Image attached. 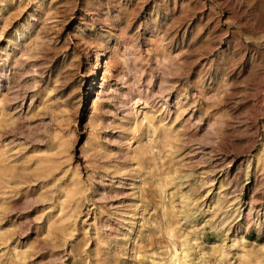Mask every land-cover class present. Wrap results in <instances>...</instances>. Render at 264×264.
<instances>
[{
    "label": "rangeland",
    "instance_id": "obj_1",
    "mask_svg": "<svg viewBox=\"0 0 264 264\" xmlns=\"http://www.w3.org/2000/svg\"><path fill=\"white\" fill-rule=\"evenodd\" d=\"M0 160V264H264V0H0Z\"/></svg>",
    "mask_w": 264,
    "mask_h": 264
},
{
    "label": "bare ground",
    "instance_id": "obj_2",
    "mask_svg": "<svg viewBox=\"0 0 264 264\" xmlns=\"http://www.w3.org/2000/svg\"><path fill=\"white\" fill-rule=\"evenodd\" d=\"M104 67H107L108 68V62L107 61H106ZM109 67H110V65H109ZM95 103H96V100L94 101V104H93L94 106H95ZM134 104H135V102H133L132 105H134ZM153 121H154V117L152 115H149V114L148 115H144L141 119L140 118L139 119L136 118L134 120V122L131 124L130 129H129V134H128L129 138L128 139H131L129 141L130 142H135L137 140V138H139L140 132H141V130L143 128L146 129L150 134H152V137H156L157 136V127L153 124ZM189 213H190V211H189ZM166 216H168V215H166ZM186 219H188V218H186ZM166 223H169V222H166ZM133 225H134V217H133V219L131 221V226L133 227ZM167 234H168V236L170 238V241H171L170 248H169V251L167 253V263L168 264H194V263H192L189 260V249L187 248V245H186L185 241L184 240H181L182 242H180L179 244H176L174 242V240L180 239V238H177L176 237V231H175V229L174 228H169ZM180 235H181V233H180ZM189 243H190V241H189ZM247 260H248V258H247ZM153 262L155 264H164L163 262L158 261V260L157 261H153Z\"/></svg>",
    "mask_w": 264,
    "mask_h": 264
}]
</instances>
